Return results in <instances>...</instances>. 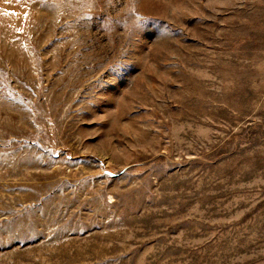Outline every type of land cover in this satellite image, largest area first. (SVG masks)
I'll return each instance as SVG.
<instances>
[{
    "label": "rangeland",
    "instance_id": "obj_1",
    "mask_svg": "<svg viewBox=\"0 0 264 264\" xmlns=\"http://www.w3.org/2000/svg\"><path fill=\"white\" fill-rule=\"evenodd\" d=\"M0 264H264V0H0Z\"/></svg>",
    "mask_w": 264,
    "mask_h": 264
}]
</instances>
